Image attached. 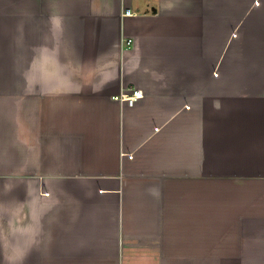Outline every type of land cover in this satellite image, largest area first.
Wrapping results in <instances>:
<instances>
[{
	"label": "crops",
	"instance_id": "1",
	"mask_svg": "<svg viewBox=\"0 0 264 264\" xmlns=\"http://www.w3.org/2000/svg\"><path fill=\"white\" fill-rule=\"evenodd\" d=\"M0 264H264V0H0Z\"/></svg>",
	"mask_w": 264,
	"mask_h": 264
},
{
	"label": "built area",
	"instance_id": "2",
	"mask_svg": "<svg viewBox=\"0 0 264 264\" xmlns=\"http://www.w3.org/2000/svg\"><path fill=\"white\" fill-rule=\"evenodd\" d=\"M126 15H129V11H126ZM132 40L131 39H127L126 40V45L129 46L131 44ZM142 96V93L140 90H133L130 94L128 95H122V98H125V100L132 105L133 102H135L137 99H139Z\"/></svg>",
	"mask_w": 264,
	"mask_h": 264
}]
</instances>
